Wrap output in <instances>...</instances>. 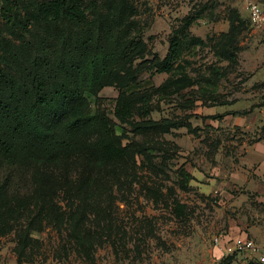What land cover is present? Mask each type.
<instances>
[{
  "label": "rangeland",
  "instance_id": "obj_1",
  "mask_svg": "<svg viewBox=\"0 0 264 264\" xmlns=\"http://www.w3.org/2000/svg\"><path fill=\"white\" fill-rule=\"evenodd\" d=\"M95 1L101 7L119 6L121 1L131 6L129 21L134 33L148 44L146 59L154 54L164 58L173 38H180V54L171 71L154 76L145 71L129 89L105 88L96 99V106L117 124L116 132L124 144L148 147V158L136 148L129 163L104 169L96 180L80 163L46 169L38 175L47 205L64 206L79 185L87 191L98 190L104 206L111 204L116 235L110 241L103 233L97 264H222L224 255L217 254L214 240L231 234L225 212L230 210L226 203H232L223 192L234 197L241 194L225 182L226 171L232 172V164H240L247 151L244 145L264 137V125L249 132L232 127L233 123L212 125L202 111L249 97L253 103L247 104L245 114L257 107L264 114V33L253 28L248 11L249 2L264 6V0ZM235 11L239 19L236 36L230 41L226 35ZM126 96L142 98L133 105L132 121L181 124L169 130L135 133L114 115L118 102ZM84 139L96 140L90 133ZM80 170L85 171L83 177ZM28 192L24 189L25 213L19 222L0 223V264H88L70 249L63 252L66 233L51 226L32 233V249L19 263L17 229L25 225L34 208V201L27 200ZM174 200L188 206V216L174 214ZM234 209L237 221L242 208ZM244 212L250 215L247 208ZM88 216L87 227L101 233L106 215L95 216L90 210ZM230 259L232 264L250 261L246 253Z\"/></svg>",
  "mask_w": 264,
  "mask_h": 264
},
{
  "label": "trees",
  "instance_id": "obj_2",
  "mask_svg": "<svg viewBox=\"0 0 264 264\" xmlns=\"http://www.w3.org/2000/svg\"><path fill=\"white\" fill-rule=\"evenodd\" d=\"M131 11L124 1L101 7L95 0H0V223H18L24 215V189L29 190L27 200L34 201L25 225L17 229L19 263L32 249V233L48 226L66 233L64 253L70 249L88 264H97L104 236L111 241L116 235L111 204L104 206L98 190L79 185L64 206L47 205L38 174L74 162L96 180L104 169L129 163L136 148L148 158V147L124 144L117 124L96 106V99L105 88L129 89L145 71L151 76L171 71L181 41L171 39L164 58L154 54L146 59L148 44L134 33ZM233 15L226 35L230 41L239 19L238 12ZM141 99L120 100L116 119L137 134L179 127L180 122L166 120L132 121L133 105ZM89 133L94 142L84 139ZM173 205L177 217L188 216L186 204L174 200ZM90 210L106 215L101 233L86 225ZM233 256H224L222 264H232Z\"/></svg>",
  "mask_w": 264,
  "mask_h": 264
},
{
  "label": "crops",
  "instance_id": "obj_3",
  "mask_svg": "<svg viewBox=\"0 0 264 264\" xmlns=\"http://www.w3.org/2000/svg\"><path fill=\"white\" fill-rule=\"evenodd\" d=\"M249 103H253V101L246 97L227 106H216L210 110H204L202 114L211 117L209 122L212 125L218 126L227 122L228 124L233 123L232 127H241L246 132L258 130L260 126L264 125V114L258 107L251 113L245 114ZM250 108L251 106H249V110ZM222 115L223 117H219ZM214 116L217 117L215 120ZM244 147L247 148V151L246 155L241 158L240 164H232L233 171L230 172L229 169L226 171L225 182L232 183L241 194L237 195L239 196L237 198L228 191L223 192L228 196V200L232 201V203H226V208L228 207L230 210L225 212V222L229 225L231 234L220 235L224 245L237 238L253 239L264 245V139L246 144ZM230 173H232L231 177H229ZM217 193L218 191H215L216 195H218ZM234 206L242 208L241 217L237 221L233 217ZM244 208L250 211V215L245 214ZM254 216H257L259 220L255 221ZM216 252L222 255L218 247Z\"/></svg>",
  "mask_w": 264,
  "mask_h": 264
},
{
  "label": "built area",
  "instance_id": "obj_4",
  "mask_svg": "<svg viewBox=\"0 0 264 264\" xmlns=\"http://www.w3.org/2000/svg\"><path fill=\"white\" fill-rule=\"evenodd\" d=\"M248 11L253 28L264 33V10L262 6L255 2H249ZM214 242L224 256L246 253L251 261L264 264V245L255 242L253 239L237 238L224 245L219 236L215 238Z\"/></svg>",
  "mask_w": 264,
  "mask_h": 264
}]
</instances>
